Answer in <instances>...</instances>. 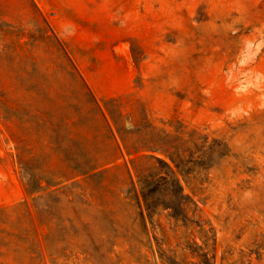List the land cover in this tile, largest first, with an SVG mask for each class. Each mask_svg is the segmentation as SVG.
Returning <instances> with one entry per match:
<instances>
[{"label": "rangeland", "instance_id": "1", "mask_svg": "<svg viewBox=\"0 0 264 264\" xmlns=\"http://www.w3.org/2000/svg\"><path fill=\"white\" fill-rule=\"evenodd\" d=\"M190 133L195 210L143 227L131 183ZM176 261L264 264V0H0V264Z\"/></svg>", "mask_w": 264, "mask_h": 264}, {"label": "trees", "instance_id": "2", "mask_svg": "<svg viewBox=\"0 0 264 264\" xmlns=\"http://www.w3.org/2000/svg\"><path fill=\"white\" fill-rule=\"evenodd\" d=\"M192 133L188 134L189 138L186 141L177 143L176 138L171 137L165 144V149H162L160 153L153 152L150 158L155 162V170L147 177L143 175L137 176V187L132 181L129 189V195L126 197L133 206H135L137 219L141 225L145 227V218L151 220L154 213L161 206L162 209H171L168 213L169 217L175 221L185 218L186 213L189 210L194 212L195 208H191V205H195L192 199L184 194L179 175L182 177L189 176L195 172L194 165L197 167L206 168L212 163V150L202 149L197 155V159L191 160L186 157V153L191 156L192 149L187 142H193V145L197 147V144L190 137ZM196 139H200L202 143L206 142L207 136H199ZM202 147L204 145H201ZM95 156H89L85 160V165L88 169H93L95 166ZM83 172V171H82ZM47 183L43 186L37 182L31 187H26L25 191L29 196L36 194L40 191H45L49 188ZM165 200L166 202L159 201ZM176 206L181 213L175 210ZM173 264H180L174 262Z\"/></svg>", "mask_w": 264, "mask_h": 264}]
</instances>
